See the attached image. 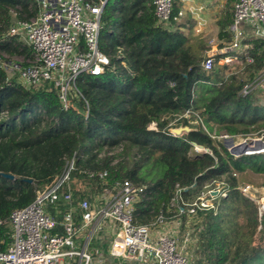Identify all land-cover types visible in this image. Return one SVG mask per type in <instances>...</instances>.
I'll return each mask as SVG.
<instances>
[{"label":"trees","instance_id":"trees-1","mask_svg":"<svg viewBox=\"0 0 264 264\" xmlns=\"http://www.w3.org/2000/svg\"><path fill=\"white\" fill-rule=\"evenodd\" d=\"M232 1L226 0L216 22L226 41ZM181 8L180 0H172L163 24L151 0H105L98 48L108 63L100 73H81L75 81L87 104L84 115L78 106L63 108L53 84L26 87L7 73L2 54L23 57L21 65L33 58L25 37L8 30L17 19L33 16L37 6L32 0H0V220L29 204L35 188L71 157L75 197L117 179L144 185L134 208L137 223L152 222L158 214L184 218L187 204L200 196L201 188L220 180L225 193L214 196L212 208L196 209L198 230L195 238L192 232L190 264H264L262 227L253 243L260 218L264 220V196L257 199L259 217L257 204L242 193L237 177L247 169L264 173V150L235 155L211 136L264 132V89L239 93L264 69V39L250 41L247 53L253 62L245 63L242 55L204 72L200 61L207 44L191 34ZM186 27L188 34L182 31ZM185 110L188 117L182 116ZM178 125L191 130L178 135L168 131ZM193 144L209 152L193 153ZM96 170L107 173L103 178L86 173ZM74 179L88 188L79 190ZM9 234L0 223V251L7 247Z\"/></svg>","mask_w":264,"mask_h":264},{"label":"built area","instance_id":"built-area-1","mask_svg":"<svg viewBox=\"0 0 264 264\" xmlns=\"http://www.w3.org/2000/svg\"><path fill=\"white\" fill-rule=\"evenodd\" d=\"M32 1L37 6L36 13L29 18L17 19L8 30L10 35L24 36L33 51L32 60L18 66V80L26 87L43 82L53 84L63 108L78 106L87 115V104L75 81L81 73H100L108 63V56L98 48L100 12L105 0L97 3L87 0ZM151 1L157 21L167 23L172 0ZM232 6V21L227 28L230 40L221 46H215V41L210 40L212 46L205 50L200 61L204 72H209L216 62L231 64L242 55L245 63L253 62V56L247 53L252 38L240 28L241 23L251 26L255 35L264 39V0H233ZM182 13L181 9L179 14ZM2 64L8 66L5 61ZM255 87H264V69L255 81L244 84L239 93L245 95ZM189 114L190 111L185 110L182 116ZM202 128L205 129L203 125ZM211 136L223 138L224 142L230 137L225 133ZM258 142V145L263 143L261 138ZM261 150L257 147L253 151ZM192 152H209V149L193 144ZM74 168L71 157L61 171L43 186L35 188L29 204L14 208L7 218L0 220L10 230L9 243L0 251V264L191 263V253L185 244L193 241L192 231L179 234L178 223L173 227L169 223L171 220L164 219L161 214L149 223L134 221L135 203L143 195L144 185L126 178L117 179L100 190L75 197L71 187ZM86 173L103 178L107 172ZM212 193L213 190H208L211 199L215 196ZM175 198H179L178 191ZM205 198L199 196L188 203L186 215L193 217L196 209L212 208L211 199ZM179 211L184 212V209L180 207ZM117 245L119 250H115Z\"/></svg>","mask_w":264,"mask_h":264},{"label":"rangeland","instance_id":"rangeland-1","mask_svg":"<svg viewBox=\"0 0 264 264\" xmlns=\"http://www.w3.org/2000/svg\"><path fill=\"white\" fill-rule=\"evenodd\" d=\"M204 0L201 1H194V2H189V5L193 6V11L190 14V18L187 19V24L191 26V34L194 35H199L201 36L206 44L207 47L209 46V48H211V43L210 40L213 39L215 41V46H219L217 43L219 42L218 39H222L221 38V34L218 33L217 31V25H216V18L218 17L217 14L215 15H211V11L208 10H204L202 9V11H208V14L206 15H201V13L194 7L197 6L200 2L202 3ZM225 0H212L210 5H216V10H219V4L224 3ZM204 5H206V7H209V3H207L205 1ZM219 6V7H218ZM213 9V8H212ZM199 14L200 17H198L196 14ZM194 16V17H193ZM205 16V17H204ZM203 18V19H202ZM205 19H207L205 21ZM203 23V24H202ZM183 32H185L186 34H188V29L187 27L182 29ZM214 46V47H215ZM2 61L7 63V73L10 75H15L16 78L18 79V66L21 65L22 63H24V59L21 56H8L7 54H2ZM233 67H231L230 69H232ZM264 89V87H263ZM262 135V137H260ZM259 138L262 139V144L261 145H253L250 150H254L257 149V147H259V149L264 150V132L263 134H254V135H250V136H241V135H235V136H230L228 137V139L226 140V142H224L225 140L223 138H218L219 141H221L224 146L226 147V149L229 150V148L232 145L235 144H239L243 141H250L252 139L254 140H258ZM261 150V151H262ZM238 180L241 182L240 183V188L242 189V193L249 196L251 199H253V201L257 204L258 206V214L260 217V211H261V206L259 205V203L257 202V199L264 196V173H257V172H253L249 169H247L246 171L237 174ZM74 184L76 185V188H78L79 190H85L88 188V186L84 183H80L79 181L74 179ZM224 189V184L220 181V180H216L214 182H210L209 184L204 185L201 188V194L200 196H203V198L208 199V201H210L211 196L208 194V190H213L212 196L216 195V194H223L221 193ZM208 196H210L208 198ZM211 203L213 204V199H211ZM171 220L170 222L173 221L174 224L178 223V233H183V231L187 230L188 232L192 231L194 232V238H195V232L196 230H198V228H196V224H198V219L196 218V215H194L193 217L187 216L185 215L184 218L181 217H176L173 219H169ZM168 224V223H167ZM171 224V223H170ZM173 224V225H174ZM170 227V225L168 226ZM262 227V233L264 234V220L261 223V218H260V224L257 227L254 235H253V243L254 242V238L256 235L257 230ZM154 229L157 228V226L153 227ZM195 241H188L186 242V249L188 252H191V249L194 246ZM115 250H119V245H117L115 247Z\"/></svg>","mask_w":264,"mask_h":264},{"label":"crops","instance_id":"crops-1","mask_svg":"<svg viewBox=\"0 0 264 264\" xmlns=\"http://www.w3.org/2000/svg\"><path fill=\"white\" fill-rule=\"evenodd\" d=\"M194 1H201V0H184V2H182V16H183V18L184 19H188V18H190V14H191V12L193 11L192 9H193V6H191V5H189V2H194ZM205 1L207 2V3H209V7H206V5H204V3H205ZM211 1L212 0H204L202 3L200 2L197 6H195L194 7V9L196 8L200 13H201V15H202V17H203V15H206V14H208V11H202V9H204V10H210L211 11V15H215V14H217L218 15V17L216 18V22H217V19L220 17V15H221V13H222V10H223V7H224V4H225V2H226V0L224 1V3H222V4H219V6H221V7H219V10L217 11L215 8H216V5H210L211 4ZM233 2V1H232ZM213 8V9H212ZM197 16L199 15L198 13L196 14ZM194 17V16H193ZM198 17H200V15L198 16ZM205 17V16H204ZM203 19V18H202ZM207 19H205V21H206ZM203 24V23H202ZM216 25H217V23H216ZM228 25L226 26V28H225V30L227 31V33L230 35V33H229V31H228ZM240 28L245 32V34L247 35V36H249L250 38H252V39H254L255 37H257L256 35H255V31L252 29V27L251 26H249L248 24H246V23H241L240 24ZM217 31H218V33L220 32V30H219V27H218V25H217ZM231 37V36H230ZM221 38L222 39H218V45L219 46H221V45H223V44H226V43H228L229 41H226L225 40V37H223L222 35H221ZM208 48H209V46H208ZM169 223H171L172 225L174 224L173 223V221L172 222H169ZM167 225V224H166ZM175 226V224L173 225V227ZM170 228H171V225H170ZM121 264H138L137 262H135V261H133V262H121ZM146 264H154L153 263V261H149L148 263H146Z\"/></svg>","mask_w":264,"mask_h":264},{"label":"water","instance_id":"water-1","mask_svg":"<svg viewBox=\"0 0 264 264\" xmlns=\"http://www.w3.org/2000/svg\"><path fill=\"white\" fill-rule=\"evenodd\" d=\"M189 130H191V128L188 127L187 125H178L175 127L168 128L169 132L173 134H177V135L180 134L181 132H187ZM255 142H258V140L252 139L250 141H243L239 144L232 145L229 148V151L235 155L254 152L253 150H250V148L254 145ZM3 175L7 177H12L10 174H3ZM27 181H30V180H27Z\"/></svg>","mask_w":264,"mask_h":264},{"label":"bare ground","instance_id":"bare-ground-1","mask_svg":"<svg viewBox=\"0 0 264 264\" xmlns=\"http://www.w3.org/2000/svg\"><path fill=\"white\" fill-rule=\"evenodd\" d=\"M254 144H255V145H258V144H259V142H255Z\"/></svg>","mask_w":264,"mask_h":264}]
</instances>
